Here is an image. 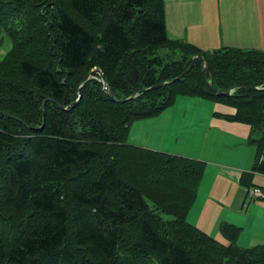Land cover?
<instances>
[{"label":"trees","instance_id":"1","mask_svg":"<svg viewBox=\"0 0 264 264\" xmlns=\"http://www.w3.org/2000/svg\"><path fill=\"white\" fill-rule=\"evenodd\" d=\"M164 15V0H0V264H264L239 226L219 225L224 243L187 220L203 160L126 142L177 95L222 101L236 110L215 115L260 131L264 174V50L171 39ZM195 55L232 94L199 60L175 79ZM95 69L115 97L84 80Z\"/></svg>","mask_w":264,"mask_h":264},{"label":"rangeland","instance_id":"2","mask_svg":"<svg viewBox=\"0 0 264 264\" xmlns=\"http://www.w3.org/2000/svg\"><path fill=\"white\" fill-rule=\"evenodd\" d=\"M186 1H182L185 4L184 8L181 4L180 8H177L179 4L175 0H164L167 32L194 31L193 38L197 42L208 44L211 41L214 49L225 46L264 50V0H206L188 6ZM1 38L0 59L11 45L4 33L0 34ZM253 41L259 42V46H250L249 43ZM159 53L170 52L162 48ZM170 55L171 57L167 59H179L181 53L175 51ZM166 109L169 112L176 111L183 116V118H173L168 125L170 142L179 140L173 148L184 151L185 156L206 160L203 178L210 176L212 182L217 184L219 189H212L214 193L233 198L236 192L241 190L245 196L247 185L264 189V174L252 170L258 151L256 140L261 136L260 131L256 128L252 129L245 122L230 121L223 116L215 115L218 111L234 113L236 110L234 105L184 94L177 95ZM151 118L152 116L137 120ZM165 132L166 130L162 129L159 137ZM152 134L157 135L158 131H153ZM260 158L264 159V153ZM243 172L249 174L246 185L239 181ZM209 187L210 185L206 186L207 190ZM258 199L260 198L250 200L264 202V199ZM254 201L246 200L247 203ZM162 216L165 219L172 218L168 214ZM211 236L227 242L219 229Z\"/></svg>","mask_w":264,"mask_h":264},{"label":"crops","instance_id":"3","mask_svg":"<svg viewBox=\"0 0 264 264\" xmlns=\"http://www.w3.org/2000/svg\"><path fill=\"white\" fill-rule=\"evenodd\" d=\"M182 1L183 0H175V2L179 4L177 8H180V4L183 8L185 7V4ZM197 1L206 0H187L186 3L188 6L194 4ZM255 20L258 24L257 18H255ZM167 34L171 39H181L183 41L192 43L203 50H214L213 45H211V41H209L208 44H206V42H197L193 38L194 31L175 30L173 32H167ZM249 45L259 46V42L253 41L250 42ZM173 118L178 119L183 118V116L176 111L169 112V110L164 109L156 116H152L150 120H134L129 126L126 142L140 147L160 150L167 153L171 152L173 154L185 156L184 151H178L173 148V146L178 143L179 140L172 143L170 142L171 134L168 131V125L171 123V120ZM162 129L166 130V132L164 133V135L159 137L161 135ZM153 131H158V134H152ZM195 159L201 160V158ZM204 162L206 163V160ZM201 184H203V186H201ZM207 185H210L208 190L206 188ZM214 188L219 189L217 184L212 182V178L210 176L203 178L202 176L198 186L196 198L188 211L187 220L191 224L199 227L210 235L218 231L219 225L222 222H228L241 228L236 240L238 246L250 247L252 245L254 246L255 244H263V200L258 199L260 200V202H257L247 199L246 195L244 196L242 190L236 192L235 196L233 198H230L223 194L214 193L212 191V189ZM246 200L254 202L247 203Z\"/></svg>","mask_w":264,"mask_h":264},{"label":"water","instance_id":"4","mask_svg":"<svg viewBox=\"0 0 264 264\" xmlns=\"http://www.w3.org/2000/svg\"><path fill=\"white\" fill-rule=\"evenodd\" d=\"M197 60H199V61L201 62L202 66H203L204 73H205L204 78H205V80L209 83L210 88H212L213 91H214L215 93H217V94H222V95H226V96L232 94L231 90H226V91H223V92H219V91H217V90L213 87L212 84H210V73H209V70H208L207 66L205 65L204 59H203L201 56H199V55H195V56H193L192 59H191L190 64L187 66V68L184 70V72H182V73H181L179 76H177L175 79L180 78V77H182L185 73H187V71L193 66V64H194ZM93 73H96V74L99 76V79H98V80L101 81V83L103 84V90H104L105 92H107L109 95L115 97L114 94H113V92L110 90V88H109L107 82L105 81L104 76H103V73L101 72V70H99V69H95V70L91 71V72H90V73L84 78V80L89 79V78H91V77H95V76H93ZM162 83H164V82H162ZM160 85H161V83L156 84L154 87H158V86H160ZM250 88H251V89H262L261 87H258V86H252V87H250ZM149 89H151V88H149ZM263 89H264V88H263ZM145 90H147V89H145ZM135 95H136V93H134V95L129 96V97H127V98L120 99L119 101L123 102V101H125V100L130 99V98H134Z\"/></svg>","mask_w":264,"mask_h":264},{"label":"built area","instance_id":"5","mask_svg":"<svg viewBox=\"0 0 264 264\" xmlns=\"http://www.w3.org/2000/svg\"><path fill=\"white\" fill-rule=\"evenodd\" d=\"M248 194L251 197H264V193L259 188H251L248 190Z\"/></svg>","mask_w":264,"mask_h":264}]
</instances>
